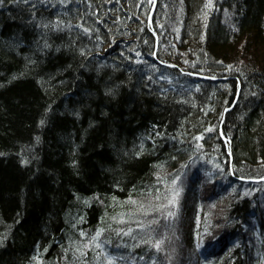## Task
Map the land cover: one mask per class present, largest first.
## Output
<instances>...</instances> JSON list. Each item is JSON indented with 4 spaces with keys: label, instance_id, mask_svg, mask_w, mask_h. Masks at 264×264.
I'll return each instance as SVG.
<instances>
[{
    "label": "trees",
    "instance_id": "1",
    "mask_svg": "<svg viewBox=\"0 0 264 264\" xmlns=\"http://www.w3.org/2000/svg\"><path fill=\"white\" fill-rule=\"evenodd\" d=\"M263 176L264 0H0V264H264Z\"/></svg>",
    "mask_w": 264,
    "mask_h": 264
},
{
    "label": "rangeland",
    "instance_id": "2",
    "mask_svg": "<svg viewBox=\"0 0 264 264\" xmlns=\"http://www.w3.org/2000/svg\"><path fill=\"white\" fill-rule=\"evenodd\" d=\"M155 206L156 208L153 209L154 210L153 212L158 213L162 218V221L163 220L166 221L170 219V221H173L174 224L176 223L177 226L174 225V229L170 231L171 233L169 234L179 235L180 227H179V222H176V215H175L177 213H165L164 210L162 209L163 207L161 208L158 205ZM140 213H144L142 215L143 225H139L138 229L139 231L144 232V229L150 228L152 223L145 218V215H147V213L145 212H140ZM133 222L135 223L136 221L133 220ZM157 228L160 230L161 226L157 224ZM176 229H178L179 231L176 232ZM161 231L162 234H167L163 236V238L166 240L168 238V233H166L163 230V228L161 229ZM99 236L101 235L98 234L96 235L86 232V236L83 239L84 246L82 244V247L84 249L82 247L80 248L83 250H91L93 252L94 257L96 256L99 257L98 259L99 264H157L154 262V258H155L154 254H152L151 257L145 261H142L143 255H138L137 259H135L136 254H133V252H127L126 254H123L125 251L124 244H115V245L105 244L101 241V238ZM152 245L155 247L156 243L152 242ZM172 260L173 259L171 258V255L167 254L165 259H163L159 264H173L174 261ZM191 260L192 259H190L189 261ZM188 263L189 262L187 261V263L182 262L180 264H188Z\"/></svg>",
    "mask_w": 264,
    "mask_h": 264
},
{
    "label": "water",
    "instance_id": "3",
    "mask_svg": "<svg viewBox=\"0 0 264 264\" xmlns=\"http://www.w3.org/2000/svg\"><path fill=\"white\" fill-rule=\"evenodd\" d=\"M106 51H104V53H105ZM256 179H264V176L263 177H260V178H256Z\"/></svg>",
    "mask_w": 264,
    "mask_h": 264
}]
</instances>
